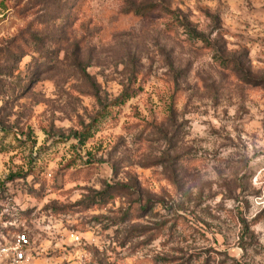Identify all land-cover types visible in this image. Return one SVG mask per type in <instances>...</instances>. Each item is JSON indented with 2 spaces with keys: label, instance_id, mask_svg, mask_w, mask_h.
Returning a JSON list of instances; mask_svg holds the SVG:
<instances>
[{
  "label": "rangeland",
  "instance_id": "obj_1",
  "mask_svg": "<svg viewBox=\"0 0 264 264\" xmlns=\"http://www.w3.org/2000/svg\"><path fill=\"white\" fill-rule=\"evenodd\" d=\"M1 190L23 264H264V0H0Z\"/></svg>",
  "mask_w": 264,
  "mask_h": 264
},
{
  "label": "trees",
  "instance_id": "obj_2",
  "mask_svg": "<svg viewBox=\"0 0 264 264\" xmlns=\"http://www.w3.org/2000/svg\"><path fill=\"white\" fill-rule=\"evenodd\" d=\"M157 7H159V5H145V6H139V7H134V6H130L128 7L125 12L126 13H134L135 15L137 16H147L149 15L151 12H153ZM161 9L165 12H168L170 13L169 9L165 8V7H162L161 6ZM172 14V13H171ZM171 25H175V26H183L185 27L187 30H188V34L192 37V38H199V39H203V36L198 33L195 29L191 28L190 26V22L188 20H185L180 18V17H176L174 21H171V23H169ZM14 42L15 40L13 41V44L9 45L6 47V50L5 51H1L3 55L9 57V59L11 60H14L15 62H20L22 57H23V54H19V48H12L14 47ZM12 48V49H11ZM228 59L226 58H222L220 59L221 61V64L223 65H226V66H230L232 63H234L235 61H227ZM3 191H4V188H3ZM2 192V190L0 191V193ZM31 194L33 196H36L37 198H41L39 196V194L36 193V191L33 189L31 191Z\"/></svg>",
  "mask_w": 264,
  "mask_h": 264
},
{
  "label": "built area",
  "instance_id": "obj_3",
  "mask_svg": "<svg viewBox=\"0 0 264 264\" xmlns=\"http://www.w3.org/2000/svg\"><path fill=\"white\" fill-rule=\"evenodd\" d=\"M31 241L26 232H18L10 243L0 244V264H23Z\"/></svg>",
  "mask_w": 264,
  "mask_h": 264
}]
</instances>
